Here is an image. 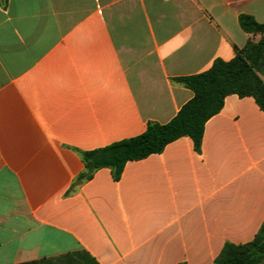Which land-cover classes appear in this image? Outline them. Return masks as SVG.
I'll list each match as a JSON object with an SVG mask.
<instances>
[{
    "label": "crops",
    "instance_id": "obj_1",
    "mask_svg": "<svg viewBox=\"0 0 264 264\" xmlns=\"http://www.w3.org/2000/svg\"><path fill=\"white\" fill-rule=\"evenodd\" d=\"M264 0H0V264H214L264 223V111L230 95L182 137L82 182L81 152L165 124L178 78L260 36ZM264 264V263H263Z\"/></svg>",
    "mask_w": 264,
    "mask_h": 264
},
{
    "label": "trees",
    "instance_id": "obj_2",
    "mask_svg": "<svg viewBox=\"0 0 264 264\" xmlns=\"http://www.w3.org/2000/svg\"><path fill=\"white\" fill-rule=\"evenodd\" d=\"M242 30L258 41L250 40L230 61L217 59L205 72L176 79L193 92L189 100L168 123L149 122L146 130L135 137L115 142L104 148L81 152L85 171L78 178L82 182L93 178L96 171L112 170L120 180L126 164L143 160L164 151L167 145L190 137L196 151H201L206 123L223 109L230 95L252 97L264 111V23L253 16L239 17ZM264 223L254 240L241 245L227 243L214 264H263Z\"/></svg>",
    "mask_w": 264,
    "mask_h": 264
}]
</instances>
